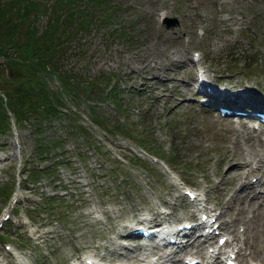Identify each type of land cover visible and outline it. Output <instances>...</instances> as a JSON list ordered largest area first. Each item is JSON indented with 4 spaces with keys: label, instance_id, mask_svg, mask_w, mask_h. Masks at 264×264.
<instances>
[{
    "label": "rangeland",
    "instance_id": "obj_1",
    "mask_svg": "<svg viewBox=\"0 0 264 264\" xmlns=\"http://www.w3.org/2000/svg\"><path fill=\"white\" fill-rule=\"evenodd\" d=\"M39 1L45 3L51 0ZM189 1L191 0H175L173 9L182 12V18L177 23L170 22L162 26L164 28L161 30L156 28V13H151L152 10L160 9V0H104V4H92L93 14L88 30H78L77 37L68 41L69 51L73 54L64 61L66 66L74 64L83 73L84 81L94 82V89L97 91L101 87L93 79L96 74H116L121 108H115L107 96L104 99L95 98L93 95L89 98L84 94L85 86V89L79 88L76 92L75 101L68 96L61 103L67 108H77L78 119L71 118L67 126L61 127L59 122L63 121H57L53 117L42 132L32 134L30 127L12 126L0 135V145L3 146H0V153L8 154L3 161L0 160V210L5 205L6 189L13 188L18 154L20 164L26 158L28 162L24 165L33 163L34 154L30 148L34 142L40 147L45 146L42 153H49L54 149L71 156L72 144L74 151L84 153V156L78 154L79 161L55 166L56 177L63 183L60 177L62 175L67 188L61 194L54 193V197L32 203L30 200H34L38 194L50 192L47 187H51V183L40 172L34 174V178H38L34 185L28 183L29 180L21 181L25 188L27 186L34 192L22 188L26 195L23 201L30 203L10 210L8 219L11 224L16 225L19 214L24 220L26 214L23 212L27 213L28 222L33 226L30 230L36 236L28 237L30 242L37 243L38 248L31 247V243L25 241L20 234L21 229L25 232L27 223L19 222L18 227H14L6 221L0 228V237L10 238L14 244L23 242L24 244L19 245L28 249L35 263L67 264L66 260L70 255L84 250L98 254L104 250L107 253L112 248L111 245H115L111 244L107 230H114L117 219H120L118 224L126 218L136 219L140 211L151 207L152 198L158 203L160 199L167 204L172 203L167 201V197L178 193V187L167 182L158 163L139 154L137 146L144 148L147 154H155L166 160L179 176L195 186L202 185L205 181L202 175L210 182L214 177L219 178L218 184L210 187L211 194L215 190L216 196L212 201L216 205L224 203L230 191L232 197L244 195L248 198L255 194L254 190L260 193L264 186V144L259 146L260 141L251 136L253 134L230 127L224 120L198 106L191 99L192 92L187 80L192 75V64L188 57L194 48L198 55L192 54L205 63L212 77L222 73L221 83H235L237 86L245 80L252 86L255 82L264 94V65L260 62L264 61V15H261V6L258 2L253 6L249 5L251 1L258 0H220L217 3L212 0H198V4L203 7H199L202 8L200 17L196 18L199 8L191 5ZM20 2L25 5L26 0H19ZM219 4L224 9L219 8L222 10L220 12L226 16L240 9L245 14L247 11L251 13V26L246 25L239 32L243 34L244 41L239 37L237 39L233 32L223 29L222 23L218 22V16H222L215 13ZM103 7L106 10L103 11ZM107 10L113 15L101 21L99 15L101 12L107 13ZM170 12L167 11L168 14ZM189 16L195 17L192 23L187 20ZM42 20L43 18L38 23L41 24ZM199 24L202 32L197 34L193 26ZM181 28L183 30L178 31ZM4 70L7 71L5 68ZM45 85L49 90L55 88V83L49 79ZM60 96L63 97L62 94ZM87 106H91L97 118L108 120L112 124H117V119L122 121H118L119 128L109 131L110 135H100L99 128L84 118V115H93L91 111H87ZM45 118H42L41 126L46 124ZM78 120L84 122L88 128L87 135L91 133L92 138L104 142L111 149L95 148L83 142L78 128L71 125ZM47 134L48 139L44 140L45 137L42 136ZM60 137L59 143L49 144L53 138ZM113 152L119 156V160L112 159ZM244 154L248 161L258 162L257 167L247 173L249 175L256 171L259 178L256 179V185L249 189L243 188L237 181L241 177V168L235 166L234 169L230 166L237 161L246 167ZM131 156L137 158L131 159ZM229 172L232 173L229 175ZM80 180L83 182L79 183ZM252 198L254 197H250ZM103 200L111 202L112 216L106 224L99 221L93 223L86 212ZM257 200L263 201L264 194ZM29 204L35 206L33 210H29ZM229 205L234 209V204L229 202ZM41 208L47 213L45 217H40V211L45 213ZM183 213V210H174L172 216H182ZM35 226L38 229H34ZM113 234L111 232L110 237ZM24 235L26 236L25 233ZM126 253L118 256L127 258ZM141 258L145 260L146 256ZM6 264H10L9 258Z\"/></svg>",
    "mask_w": 264,
    "mask_h": 264
},
{
    "label": "trees",
    "instance_id": "obj_2",
    "mask_svg": "<svg viewBox=\"0 0 264 264\" xmlns=\"http://www.w3.org/2000/svg\"><path fill=\"white\" fill-rule=\"evenodd\" d=\"M94 3L104 4V0H26L25 5H20L19 0H0V127L9 122L7 110L16 122L56 116L63 99L70 96L75 101L76 92L85 86V95L98 99L111 95L115 107L121 108V99L114 90H95L94 82L84 81L83 73L74 64L66 66L64 61L73 54L68 41L77 37L78 30H88ZM108 12H101V21L113 15ZM94 78L98 84H107L108 75L100 73ZM47 79L55 83L53 90L46 87ZM92 118L107 131L119 128L118 121L112 124L95 115ZM60 140L55 138V142Z\"/></svg>",
    "mask_w": 264,
    "mask_h": 264
},
{
    "label": "bare ground",
    "instance_id": "obj_3",
    "mask_svg": "<svg viewBox=\"0 0 264 264\" xmlns=\"http://www.w3.org/2000/svg\"><path fill=\"white\" fill-rule=\"evenodd\" d=\"M193 65H195L194 62H193ZM252 151H253V149H252ZM230 166L234 167V169H235L236 168L235 166H239L240 167L241 165H240V162L234 161V162H232L230 164ZM231 173L232 172H229V175ZM228 193H229V197L227 199V203L230 202V203L234 204L233 205L234 209H232V206H230V205L228 206L227 203L225 205V210L224 211H226V213H227V216H228L227 219L229 220V223L231 225H233L236 222H238L236 225L243 224V227L245 228V231H246V233L248 235V237L246 238V242H247L248 246L250 247V250H251L252 254H256V252L264 250V200L263 201L257 200L258 197L261 196V194L259 193L258 190H256V191L254 190L253 193H255V194L251 193L253 195H250L247 198L246 196L240 195V194H239L240 196H234L233 195V197H232V192L230 191ZM250 197H254V198L250 199ZM247 212H250V214L247 215ZM226 213H224V215ZM229 230H231V229H229ZM183 244L184 245H188L187 243H183ZM184 247L185 246H183L182 248H184ZM178 252H179L178 250H174V254H177ZM166 256L167 255L165 254V249H162V257H166ZM175 260L178 262L179 261V257L176 256Z\"/></svg>",
    "mask_w": 264,
    "mask_h": 264
}]
</instances>
